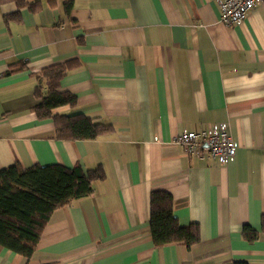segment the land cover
Instances as JSON below:
<instances>
[{"label":"crops","instance_id":"1","mask_svg":"<svg viewBox=\"0 0 264 264\" xmlns=\"http://www.w3.org/2000/svg\"><path fill=\"white\" fill-rule=\"evenodd\" d=\"M34 12L0 4V169L100 166L92 193L56 209L30 259L0 247V264H264V0L238 25L219 22L221 0H39ZM74 61L60 91L109 126L93 140H58L31 108L35 74ZM23 70L4 75L13 64ZM45 92V91H44ZM225 123L235 160L191 159L184 131ZM173 199L199 242L153 245L149 195Z\"/></svg>","mask_w":264,"mask_h":264},{"label":"trees","instance_id":"2","mask_svg":"<svg viewBox=\"0 0 264 264\" xmlns=\"http://www.w3.org/2000/svg\"><path fill=\"white\" fill-rule=\"evenodd\" d=\"M63 1L68 13L73 0ZM5 3H13L16 7L15 12L4 15L5 23L17 21L23 8L32 12L41 8L39 0H0V4ZM74 64V61H69L51 65L34 75L39 83L34 88L37 102L31 111L38 120H51L55 139L93 140L108 133L111 128L80 113L52 112L58 107L67 105L75 108L77 105L73 94L60 91L61 80ZM23 68L25 64H13L4 75ZM103 178L100 166L85 171L80 165L22 168L15 163L0 169V247L29 260L50 215L73 200L89 196L92 183ZM148 225L153 245L157 248L169 243H183L190 248L200 240L197 224L179 225L173 212V199L164 191H154L149 195ZM260 235H264V212L259 232L249 226L242 228V236L248 242L257 240Z\"/></svg>","mask_w":264,"mask_h":264},{"label":"built area","instance_id":"3","mask_svg":"<svg viewBox=\"0 0 264 264\" xmlns=\"http://www.w3.org/2000/svg\"><path fill=\"white\" fill-rule=\"evenodd\" d=\"M261 2L263 0H221L218 3L219 22L225 25H238ZM174 144L191 159L209 158L223 165L235 160L238 148L225 123L213 124L201 130L184 131L174 137Z\"/></svg>","mask_w":264,"mask_h":264}]
</instances>
